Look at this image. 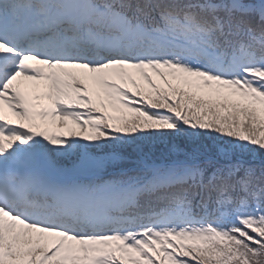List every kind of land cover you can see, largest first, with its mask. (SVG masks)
<instances>
[{
  "label": "snow or ice",
  "instance_id": "snow-or-ice-1",
  "mask_svg": "<svg viewBox=\"0 0 264 264\" xmlns=\"http://www.w3.org/2000/svg\"><path fill=\"white\" fill-rule=\"evenodd\" d=\"M165 262L264 264V0H0V264Z\"/></svg>",
  "mask_w": 264,
  "mask_h": 264
},
{
  "label": "rangeland",
  "instance_id": "rangeland-1",
  "mask_svg": "<svg viewBox=\"0 0 264 264\" xmlns=\"http://www.w3.org/2000/svg\"><path fill=\"white\" fill-rule=\"evenodd\" d=\"M137 79H138V82L141 84V86H142L143 89H148V86H147V84L144 81L139 80V77H137ZM154 79L157 81V83H160L161 82L158 77H154ZM128 86L131 87V85H128ZM101 110H103V111L106 110L110 114H113V115L117 114V113L113 112V110H112L111 107H108L107 109H101ZM70 130L79 131V128L76 125L74 126V125L71 124V125H69V127H65L62 130L58 131V132L59 133H63V135L67 139H78V138H80V137H71V136H69V131ZM165 264H167V262H165Z\"/></svg>",
  "mask_w": 264,
  "mask_h": 264
},
{
  "label": "trees",
  "instance_id": "trees-1",
  "mask_svg": "<svg viewBox=\"0 0 264 264\" xmlns=\"http://www.w3.org/2000/svg\"><path fill=\"white\" fill-rule=\"evenodd\" d=\"M224 139H227V138L222 136L221 140H224ZM206 140L207 142L209 141V139H206ZM180 146L183 147V143H181ZM160 148L166 149L165 147H163L162 144H156L155 146H153V150H159Z\"/></svg>",
  "mask_w": 264,
  "mask_h": 264
},
{
  "label": "bare ground",
  "instance_id": "bare-ground-1",
  "mask_svg": "<svg viewBox=\"0 0 264 264\" xmlns=\"http://www.w3.org/2000/svg\"><path fill=\"white\" fill-rule=\"evenodd\" d=\"M58 128H60V127H58V126L57 127H54V128H52V131L55 130V129H58Z\"/></svg>",
  "mask_w": 264,
  "mask_h": 264
}]
</instances>
